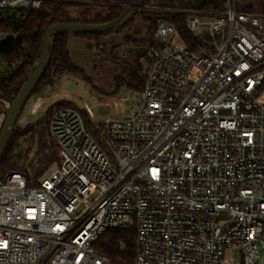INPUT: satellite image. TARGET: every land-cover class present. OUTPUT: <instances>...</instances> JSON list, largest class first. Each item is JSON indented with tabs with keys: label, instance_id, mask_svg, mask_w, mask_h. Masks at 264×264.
I'll return each instance as SVG.
<instances>
[{
	"label": "built area",
	"instance_id": "built-area-1",
	"mask_svg": "<svg viewBox=\"0 0 264 264\" xmlns=\"http://www.w3.org/2000/svg\"><path fill=\"white\" fill-rule=\"evenodd\" d=\"M45 1L67 0H0V12ZM263 10L144 2L142 88L107 101L102 122L87 106L52 110L57 166L37 186L1 175L0 264H113L93 249L109 228L134 229L132 264H264Z\"/></svg>",
	"mask_w": 264,
	"mask_h": 264
},
{
	"label": "trees",
	"instance_id": "trees-1",
	"mask_svg": "<svg viewBox=\"0 0 264 264\" xmlns=\"http://www.w3.org/2000/svg\"><path fill=\"white\" fill-rule=\"evenodd\" d=\"M132 1H45L37 8L24 12H0V33L4 35V39L0 41V101L12 100L30 75L38 60L47 27L56 23L103 24L117 18ZM88 7H90L89 13L81 14V11ZM135 17L146 22V16L142 13L132 15L129 22ZM164 18L170 19V16ZM177 18L180 22L177 26L178 34L183 42L190 45L193 37L181 24L184 17ZM153 28L151 23L144 31L140 30L141 38L137 42L151 43ZM100 35L102 34L83 33L75 36L98 39ZM68 39L69 35L66 33L55 34L50 39L48 65L30 96L45 86L52 85L51 76L79 71L69 60ZM144 62L148 65V61ZM144 77L141 62L134 60L124 67L120 76L115 77L114 83L116 88L140 90ZM45 80L48 81L47 85L42 84ZM65 106L76 108L69 102H58L47 109L43 118L24 127L15 126L0 157V175L11 172L22 173L28 186H37L45 172L58 164L57 149L49 136L47 124L52 110ZM21 143L26 145L25 148H21ZM134 239L133 228H109L93 243V249L100 255L108 257L113 264H132Z\"/></svg>",
	"mask_w": 264,
	"mask_h": 264
},
{
	"label": "rangeland",
	"instance_id": "rangeland-1",
	"mask_svg": "<svg viewBox=\"0 0 264 264\" xmlns=\"http://www.w3.org/2000/svg\"><path fill=\"white\" fill-rule=\"evenodd\" d=\"M135 15V14H134ZM131 23L137 28L138 38H141L140 30L144 31L150 24H153L155 28V22L146 17V22L139 17H135ZM151 34V42L153 40V32ZM144 35V33H142ZM4 38V35L0 33V41ZM175 42H179L175 40ZM150 43V42H149ZM149 43L142 44L145 47ZM131 54L130 62L139 60L142 65L144 73L147 71V64L143 58V48H137L130 50ZM89 70L90 78L81 71L66 73L60 76H51L52 85H47L48 81H43L42 84L47 85L40 91L29 96L24 103L21 112L17 118L16 125L18 127H24L29 123H33L46 115L47 109L55 103L66 101L73 104L80 112L84 113V106H87L93 115L94 122H102L108 115L109 110L104 106L107 101L113 103V99L123 96L128 89L125 87L115 86L114 79L116 76H120L123 73L124 67L113 65L111 62L104 63L102 67L97 68L95 71L90 69V66L84 64ZM43 85H41L42 87ZM40 87V88H41ZM40 98L42 104L36 114L31 112L32 105ZM0 105L7 106L8 102L0 101ZM85 120L88 121V117L85 116ZM3 121V116L0 114V126ZM21 148H25V144L21 143ZM57 166V165H56ZM55 166V167H56ZM49 169L42 178L47 177L50 172L55 168ZM41 179V178H40Z\"/></svg>",
	"mask_w": 264,
	"mask_h": 264
},
{
	"label": "water",
	"instance_id": "water-1",
	"mask_svg": "<svg viewBox=\"0 0 264 264\" xmlns=\"http://www.w3.org/2000/svg\"><path fill=\"white\" fill-rule=\"evenodd\" d=\"M147 0H133L127 5L120 15L103 24H85V23H56L46 28L42 40V48L38 60L32 69L30 75L19 89L16 96L8 102L7 106L0 105V114L3 116V121L0 126V157L3 154L7 141L10 138L11 132L15 129L17 118L21 112L24 103L29 98L32 91L37 86L42 78L43 73L48 65L49 59V43L50 39L59 33H66L69 35L67 41V51L71 64L79 71H82L87 78H90L91 73L84 66V61L77 58V53L86 50L88 46L103 45L109 41L110 38H105L101 41H87L76 34L83 33H110L119 28L128 18L140 12V7ZM90 7L81 11V14H87ZM1 177V175H0Z\"/></svg>",
	"mask_w": 264,
	"mask_h": 264
},
{
	"label": "flooded vegetation",
	"instance_id": "flooded-vegetation-1",
	"mask_svg": "<svg viewBox=\"0 0 264 264\" xmlns=\"http://www.w3.org/2000/svg\"><path fill=\"white\" fill-rule=\"evenodd\" d=\"M98 39H86L87 41H101L105 38H110L103 45L88 46L86 50L78 52L77 58L84 61V64L90 66L92 71L102 67L104 63L111 62L113 65L125 67L131 58L130 50L144 48L137 40V28L126 20L119 28L110 33H101Z\"/></svg>",
	"mask_w": 264,
	"mask_h": 264
},
{
	"label": "bare ground",
	"instance_id": "bare-ground-1",
	"mask_svg": "<svg viewBox=\"0 0 264 264\" xmlns=\"http://www.w3.org/2000/svg\"><path fill=\"white\" fill-rule=\"evenodd\" d=\"M37 105H38V104L36 103L35 108L37 107Z\"/></svg>",
	"mask_w": 264,
	"mask_h": 264
}]
</instances>
